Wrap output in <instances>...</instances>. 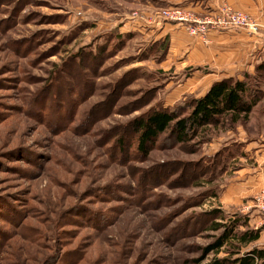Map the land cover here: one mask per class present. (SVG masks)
I'll use <instances>...</instances> for the list:
<instances>
[{"label": "rangeland", "instance_id": "374dc122", "mask_svg": "<svg viewBox=\"0 0 264 264\" xmlns=\"http://www.w3.org/2000/svg\"><path fill=\"white\" fill-rule=\"evenodd\" d=\"M130 1L0 0V264H204L239 247L206 253L235 221L264 229L258 209L253 221L219 200L242 153L232 140L198 149L166 134L148 156L130 144L128 123L190 73L159 67L167 42L123 31ZM248 81L264 90V76ZM242 124L264 136V99ZM200 161L216 168L192 178ZM214 221L226 227L205 229ZM254 246L264 236L241 252Z\"/></svg>", "mask_w": 264, "mask_h": 264}, {"label": "crops", "instance_id": "0c3cea01", "mask_svg": "<svg viewBox=\"0 0 264 264\" xmlns=\"http://www.w3.org/2000/svg\"><path fill=\"white\" fill-rule=\"evenodd\" d=\"M136 15H124L123 31L134 29L143 34L149 45L167 42L166 53L159 67L174 69V74L189 69V76L171 93L165 107L173 106L186 95L201 97L216 81L229 77L242 79L246 73L255 74L257 66L264 62V0H132ZM230 4L234 8L251 15L261 26L260 32L250 35L242 29L213 31L209 42L191 35L187 29L176 23L165 21L156 16L159 9L179 6L197 13L216 12L221 4ZM173 83H169L172 85ZM177 86V87H176ZM169 95V98L171 96ZM232 140L240 154L232 159L237 162L229 181L220 192L223 207L238 205L240 210L256 220L250 199L264 189V136L250 135L239 125L235 130L227 131L226 136L213 140L211 146L222 144L223 140ZM235 147V146H234ZM218 150V149H217ZM216 150V151H217ZM249 199V200H248ZM264 229L261 232L262 240ZM258 240V241H259Z\"/></svg>", "mask_w": 264, "mask_h": 264}, {"label": "trees", "instance_id": "16d2710c", "mask_svg": "<svg viewBox=\"0 0 264 264\" xmlns=\"http://www.w3.org/2000/svg\"><path fill=\"white\" fill-rule=\"evenodd\" d=\"M100 56L101 53L98 57L90 55L88 58L96 60ZM250 76L263 77L264 62L257 66L255 74L246 73L242 79L229 77L216 81L205 95L193 97L187 103L182 101L172 107L163 105L152 107L148 112L128 123L127 128L134 137L130 144L136 146V151L140 155L148 156L158 140L167 134L166 140L169 146L193 143L199 149L203 144L212 142L218 137L219 130L236 129L238 124L247 122L253 108L264 99V90L259 86V82L250 83L248 81ZM125 138L124 136L119 138V143L124 144ZM216 155L215 161L220 159L222 153L218 152ZM200 163L201 161L193 164L196 169L193 170L192 178L197 177L198 169L205 173L207 170L214 172V167L216 168V164L210 169L209 166L202 167V163L200 166ZM190 165L186 163L187 167ZM221 212V209H214L209 214L213 217L216 215L217 219ZM236 223L237 221L233 223L231 229L226 228L216 242L206 248V253L218 254L228 244L238 243L239 247L227 256L216 255L204 264H264V248L254 246L244 253L241 252L242 246L257 242L261 238L263 228L238 232L235 230ZM211 225L205 229L217 230L226 227L221 222L215 221ZM10 249L12 250L11 247Z\"/></svg>", "mask_w": 264, "mask_h": 264}, {"label": "built area", "instance_id": "2783aa9c", "mask_svg": "<svg viewBox=\"0 0 264 264\" xmlns=\"http://www.w3.org/2000/svg\"><path fill=\"white\" fill-rule=\"evenodd\" d=\"M136 14L134 12V15ZM155 14L165 21L184 26L191 35L206 43L209 42V34L213 31L242 29L250 35H256L261 29L260 24L251 15L227 3L221 4L214 13L200 14L184 7L173 6L159 9ZM251 206L264 214V189L255 195Z\"/></svg>", "mask_w": 264, "mask_h": 264}]
</instances>
